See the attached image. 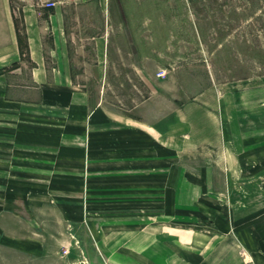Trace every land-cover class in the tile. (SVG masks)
<instances>
[{"label": "rangeland", "instance_id": "rangeland-1", "mask_svg": "<svg viewBox=\"0 0 264 264\" xmlns=\"http://www.w3.org/2000/svg\"><path fill=\"white\" fill-rule=\"evenodd\" d=\"M77 4L82 9L66 13L72 60L82 74L77 79L96 93L109 80L114 89L105 94V103L120 113L149 119L155 110L162 112L161 173L154 177L149 166L138 172L132 165L128 182L126 168L117 163L108 180L107 174H99L93 187L84 189L82 220L67 222L73 244L60 243L55 252L35 258L6 256L14 264L137 263L144 234L147 244L179 247L234 246L239 236L244 260H250L246 249L252 246L264 252V160L260 158L259 172H251L247 153L256 109L259 133H264V0ZM108 7L116 41L110 77L106 40L95 45V39L106 37ZM139 66L146 77L134 76ZM235 106L245 155L241 167L229 172L219 145L224 138L235 145ZM176 110L178 126L173 124L171 134ZM228 149L234 165L235 150L231 145ZM66 208L68 216L78 217V204Z\"/></svg>", "mask_w": 264, "mask_h": 264}, {"label": "crops", "instance_id": "crops-1", "mask_svg": "<svg viewBox=\"0 0 264 264\" xmlns=\"http://www.w3.org/2000/svg\"><path fill=\"white\" fill-rule=\"evenodd\" d=\"M79 1L83 0H0V264H14L9 253L35 258L55 252L60 243L73 244L67 222L82 220L84 189L92 188L99 174H107L108 180L117 163L126 168L128 182L132 165L138 172L149 166L154 177L161 173L162 112L155 110L149 119L120 113L105 103V94L114 89L109 80L97 94L93 86L77 79L82 74L72 60L66 13L82 9ZM49 2L55 5L47 6ZM122 27L126 29L124 23ZM114 28L108 7L106 37L95 39V45L106 40L108 77L114 76L110 74ZM134 72L147 76L140 66ZM234 110L235 145L226 138L219 145L229 172L241 167L240 157L245 155L236 106ZM172 117L171 134L178 126V110ZM252 118L247 153L250 171L259 172L264 133H259L258 109ZM228 145L235 150L234 165L228 160ZM69 203L78 204V217L66 214ZM147 236H141L137 263L124 264H264V252L255 246L246 249L250 260H244L239 236L234 246L184 247L147 244ZM164 252L176 256H163Z\"/></svg>", "mask_w": 264, "mask_h": 264}, {"label": "built area", "instance_id": "built-area-1", "mask_svg": "<svg viewBox=\"0 0 264 264\" xmlns=\"http://www.w3.org/2000/svg\"><path fill=\"white\" fill-rule=\"evenodd\" d=\"M54 5H55V2H49V3H47V6H54ZM159 75L160 76H164L165 75V72H161Z\"/></svg>", "mask_w": 264, "mask_h": 264}]
</instances>
